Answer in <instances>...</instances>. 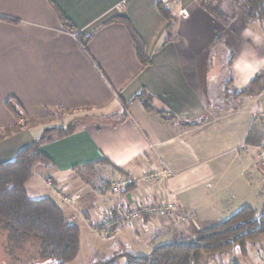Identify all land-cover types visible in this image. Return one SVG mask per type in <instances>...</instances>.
Listing matches in <instances>:
<instances>
[{
  "label": "crops",
  "instance_id": "obj_1",
  "mask_svg": "<svg viewBox=\"0 0 264 264\" xmlns=\"http://www.w3.org/2000/svg\"><path fill=\"white\" fill-rule=\"evenodd\" d=\"M160 4L176 17L167 39L169 21ZM61 15L89 38L86 48ZM0 16L13 19L0 18V163L62 126L68 113L81 112L83 120L67 135L40 144L53 164H36L26 183L31 198L51 197L80 234L97 233L93 224L117 205L178 204L166 217L115 223L113 256L146 255L189 239L246 206L232 187L236 177L249 185L253 160L264 170L246 143L250 130H264L257 115L264 89L236 93L264 73V23L247 18L243 0H0ZM116 17L128 19L141 37L146 64L126 24L110 22ZM143 90L156 108L176 118L148 111L137 96ZM11 97L26 120L7 107ZM153 166L166 171L159 183L110 192L118 174ZM47 178L78 198L63 202ZM187 211L194 221H181Z\"/></svg>",
  "mask_w": 264,
  "mask_h": 264
},
{
  "label": "trees",
  "instance_id": "obj_2",
  "mask_svg": "<svg viewBox=\"0 0 264 264\" xmlns=\"http://www.w3.org/2000/svg\"><path fill=\"white\" fill-rule=\"evenodd\" d=\"M224 2L228 0H212ZM248 19H257L264 23V0H243ZM160 12L169 21L168 37H171L176 24V17L162 4ZM0 18L13 21L12 18ZM63 26L74 32L84 48L88 37L78 31L76 25L66 16L61 15ZM111 21H120L128 27L139 60L148 62L145 46L125 17H116ZM264 73L254 77L250 84L236 93L238 96L259 94L264 89ZM148 111L156 112L166 119H175L176 115L169 110L158 109L153 104V96L146 90L137 95ZM7 107L16 119L26 120L27 115L16 97L6 101ZM128 105H125L127 110ZM125 113V111H124ZM83 120L69 122L67 126H59L46 130L39 139L22 148L16 157L0 163V233L8 234L15 242L23 238H35L39 241L44 257L59 260L66 264L74 260L80 251L79 227L70 222L62 208L51 197L31 198L26 189V183L35 173L38 163L51 166L52 160L40 151V144L63 137L74 131ZM194 126L195 123H187ZM2 129L0 128V131ZM262 140V135L254 129L250 130L246 143L256 145ZM113 233V232H112ZM110 233V235L112 234ZM264 236V213L258 214L251 206H243L233 215L219 224L199 229L189 239H178L155 247L149 254L117 255L110 258L106 264H118L119 259L126 257L125 264H202L204 253H216L231 250L239 246L243 256L247 255V244L258 241ZM237 264V263H236Z\"/></svg>",
  "mask_w": 264,
  "mask_h": 264
},
{
  "label": "rangeland",
  "instance_id": "obj_3",
  "mask_svg": "<svg viewBox=\"0 0 264 264\" xmlns=\"http://www.w3.org/2000/svg\"><path fill=\"white\" fill-rule=\"evenodd\" d=\"M234 1V0H228ZM226 2V1H225ZM81 112H70L68 118L63 122V126H67L69 122L80 119L77 117ZM75 117H77L75 119ZM258 125H262L264 129V119H258ZM61 126V125H59ZM78 126V125H77ZM262 140L256 145H252L261 163V157L258 155L260 150L264 151V130L260 133ZM254 161L253 170L250 172L249 185L238 179L237 185L233 188L234 194L244 202V205L251 206L258 214L264 213V170L257 167V160ZM264 168V165H262ZM235 176V174H233ZM108 183V182H107ZM106 182H102L105 187ZM246 186H245V185ZM80 251L77 257L66 264H106V262L114 257L112 235L102 236L93 232L91 229L81 230ZM247 255L243 256L239 246L233 247L231 250L220 251L216 253H204L202 264H264V236L258 241L249 242L247 244ZM126 259H119L118 264H125ZM59 260L44 257L39 245V241L35 238H23L19 241L9 237L6 233H0V264H59Z\"/></svg>",
  "mask_w": 264,
  "mask_h": 264
},
{
  "label": "built area",
  "instance_id": "obj_4",
  "mask_svg": "<svg viewBox=\"0 0 264 264\" xmlns=\"http://www.w3.org/2000/svg\"><path fill=\"white\" fill-rule=\"evenodd\" d=\"M160 1L162 3H167L170 0ZM180 14H182V11ZM257 115L264 119V105L259 108ZM246 148L247 145H242V149ZM258 155L261 157L260 160L262 165H264V151L260 150ZM165 174L166 171L155 166L143 168L137 175L131 173H121L112 180L110 192L118 195L130 187H140L142 185L149 187L159 183ZM47 183L65 203H73L78 198V194L76 192H68L56 179L47 178ZM178 208V204L172 200L167 203L140 201L130 203L128 205H117L111 209L109 214L100 215L99 220L95 222L92 227L100 235L108 236L114 231L113 225L115 223H121L122 221H139L144 216L166 217ZM194 219L195 215L190 211L183 213L181 216V221L183 222L194 221Z\"/></svg>",
  "mask_w": 264,
  "mask_h": 264
}]
</instances>
